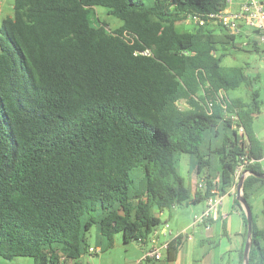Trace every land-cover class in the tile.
Returning <instances> with one entry per match:
<instances>
[{
  "label": "trees",
  "instance_id": "1",
  "mask_svg": "<svg viewBox=\"0 0 264 264\" xmlns=\"http://www.w3.org/2000/svg\"><path fill=\"white\" fill-rule=\"evenodd\" d=\"M95 6L122 24H93ZM225 6L13 0V14L0 21L1 258L76 259L92 227L105 249L118 233L124 244L143 241L161 223L160 211L191 198L181 154L207 171L194 203L213 187L221 194L237 184L241 155L254 159L246 169L264 173V142L252 125L258 93L242 67L222 64L229 49L244 47L220 24L176 29ZM144 49L151 55L136 53ZM241 85L248 100L229 94ZM263 184L245 178L248 202ZM262 205L264 216V198ZM181 244V235L170 240L166 257L175 258ZM249 264H264V227L254 219Z\"/></svg>",
  "mask_w": 264,
  "mask_h": 264
},
{
  "label": "crops",
  "instance_id": "2",
  "mask_svg": "<svg viewBox=\"0 0 264 264\" xmlns=\"http://www.w3.org/2000/svg\"><path fill=\"white\" fill-rule=\"evenodd\" d=\"M186 158L184 160L186 176L181 175L191 198L170 210L160 211L158 215L161 223L143 241L124 244L122 239L115 236L113 246L105 249L101 247L103 241L98 229L95 228L91 237L87 238L88 249L93 247L94 250L89 252L87 249L78 258L67 259L66 264H238L240 251L244 249L247 239V225L244 209L236 198V187H230L220 194L218 210L213 218L193 224L194 216L204 210L206 201L194 203L191 199L197 190V183L203 180L207 171L199 172L195 158L190 155ZM263 159L264 157L260 164L264 170ZM213 166L215 169L217 164L214 162ZM263 188L264 184L249 198L251 210L253 195ZM256 226L263 228L264 224ZM178 235L182 237V244L176 257L168 259L167 243ZM152 248L157 249L161 257L141 260L144 252ZM0 264H37V261L20 257L8 261L2 259Z\"/></svg>",
  "mask_w": 264,
  "mask_h": 264
},
{
  "label": "rangeland",
  "instance_id": "3",
  "mask_svg": "<svg viewBox=\"0 0 264 264\" xmlns=\"http://www.w3.org/2000/svg\"><path fill=\"white\" fill-rule=\"evenodd\" d=\"M13 14V0H0V21ZM90 19L93 24L97 25L101 21L108 25L109 29H115L122 24V21L117 17L108 14L107 8L104 6H95L90 8ZM196 24L191 19L185 22H179L176 24V29L178 31H190ZM211 27H217L216 24H211ZM254 36L251 29L244 28L242 33L235 34V45L241 48L238 44H243L244 48L229 49L228 54L223 58L222 64L227 66H240L244 69L246 75H248L252 80L251 89L257 91L259 110L254 115L253 119V129L258 135V137L264 142V59L262 56L263 46L258 45V49H254L252 44L254 43ZM249 91L247 87L241 85L236 89L230 90L229 94L231 96H240L245 100L249 99ZM188 154H181L180 163L178 169L180 174L186 176V169L184 160H186ZM264 165V159L262 160ZM264 197V188L259 190L253 195L252 198V215L254 222L257 225L264 224V216L261 213L262 210V200ZM199 205L201 203H198ZM172 225V224H171ZM173 226V225H172ZM95 227H92L87 234V238L91 237L92 231ZM117 237L122 239L121 234H116ZM3 258L0 257V260ZM18 259V258H16ZM31 259V258H29ZM5 260V259H3ZM8 261V260H6Z\"/></svg>",
  "mask_w": 264,
  "mask_h": 264
},
{
  "label": "built area",
  "instance_id": "4",
  "mask_svg": "<svg viewBox=\"0 0 264 264\" xmlns=\"http://www.w3.org/2000/svg\"><path fill=\"white\" fill-rule=\"evenodd\" d=\"M225 2L226 6L219 11L210 12L206 15L195 14L188 17V19L194 21L196 25L220 24L229 34H238L243 30V27L251 29L255 43L263 46L262 56L264 59V1L225 0ZM238 45L243 46L241 43ZM136 53L151 55L149 49H144ZM253 161L254 159L248 157L247 154L240 156L239 162L234 171L236 181H238L240 175L244 173L247 165ZM218 181L219 178L216 177L213 180V183H217ZM203 186L204 179L197 183V188L201 189ZM232 187H236V184ZM205 201L206 205L204 210L194 216L193 224L196 222H204L215 216L220 203V193L215 187L211 189V194L205 199ZM93 250V247L88 249L89 252H92ZM160 257L161 255L159 251L152 248L144 252L141 260L159 259ZM58 264H66V258L61 256Z\"/></svg>",
  "mask_w": 264,
  "mask_h": 264
},
{
  "label": "water",
  "instance_id": "5",
  "mask_svg": "<svg viewBox=\"0 0 264 264\" xmlns=\"http://www.w3.org/2000/svg\"><path fill=\"white\" fill-rule=\"evenodd\" d=\"M250 174L264 179V173H255L249 169H246L244 173L240 175L236 184V192H237L236 198L241 203L244 209L245 217H246V225H247V239L243 249V264H249V250L252 243V222H253L252 210L249 202L243 196V182L245 178Z\"/></svg>",
  "mask_w": 264,
  "mask_h": 264
}]
</instances>
